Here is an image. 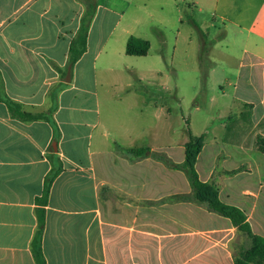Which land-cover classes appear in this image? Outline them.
Here are the masks:
<instances>
[{"label":"crops","instance_id":"0c3cea01","mask_svg":"<svg viewBox=\"0 0 264 264\" xmlns=\"http://www.w3.org/2000/svg\"><path fill=\"white\" fill-rule=\"evenodd\" d=\"M183 6L205 7L208 29L222 23L216 39L232 36L235 45L220 52L233 67L210 72V80L226 72L217 84L234 90L223 134L192 132L205 139L199 179L215 180L221 201L264 238V153L256 147L264 136V0H0V264H37V198L59 166L45 206L46 264H235L249 247L229 218L168 200L192 192L183 171L126 152L185 160L189 130L182 142L157 141L160 131L144 117V62L123 65V56L150 53L127 55L131 36L148 40V21L176 23L182 16L173 10ZM93 7L87 51L70 64L71 42ZM8 102L42 118L22 120Z\"/></svg>","mask_w":264,"mask_h":264},{"label":"rangeland","instance_id":"374dc122","mask_svg":"<svg viewBox=\"0 0 264 264\" xmlns=\"http://www.w3.org/2000/svg\"><path fill=\"white\" fill-rule=\"evenodd\" d=\"M203 4L205 6V0ZM173 11L182 16V21L171 25L148 21L144 31L151 44L149 55L142 59L123 56V65L144 62L145 81L140 89L146 101L144 117L147 128L155 124L160 131L157 141L162 144L182 142L188 130L197 135L205 132V128L209 129L210 137H219L223 134L221 117L228 107L234 106V90L227 84H217L229 76L226 72L215 75L213 80H210V72L217 67H233L234 62L226 61L220 54L227 45L235 48L233 37L229 36L227 41L216 39L223 25L217 23L215 28L208 29L207 23L210 24L213 17L205 12V7L203 12L195 7L191 11L185 6ZM152 103H156V108L149 106ZM257 132L258 129H254V133ZM242 236L247 240L244 247L249 246V239L243 233Z\"/></svg>","mask_w":264,"mask_h":264},{"label":"trees","instance_id":"16d2710c","mask_svg":"<svg viewBox=\"0 0 264 264\" xmlns=\"http://www.w3.org/2000/svg\"><path fill=\"white\" fill-rule=\"evenodd\" d=\"M94 1V0H93ZM95 12V7L91 8L87 15L83 18L81 27L73 38L69 51L70 64H74L87 51V39L90 22ZM207 38V37H206ZM207 41V40H206ZM205 41V43H207ZM150 42L135 36H131L126 45V54L129 56H145L150 50ZM206 50V49H205ZM8 105L16 117L22 120H37L42 118L41 114L25 113L20 110V107L8 102ZM248 108V107H246ZM250 114V111L249 113ZM232 119V116L231 118ZM204 136H195L189 130V140L185 144L186 154L185 160L181 164L175 163L165 153L153 152L149 148H139L127 150L126 152L132 157L140 158L152 156L153 158L163 162L166 166L173 169L183 171L192 187L190 194L176 195L169 197V201L180 202L187 201L204 206L209 211L215 212L221 216L229 218L233 225L249 239L250 245L248 248L242 249L235 257V264H264V238L255 234L247 220L246 214L236 206L225 204L219 197V185L215 180L211 182H202L199 179L196 163L197 158L204 145ZM256 147L264 153V136L259 135L256 139ZM62 168L51 170L47 180L43 195L37 198L39 208L38 213V230L33 243V253L37 264H46L42 250V234L45 227V206L53 181L61 172ZM237 171L228 172L226 174H235Z\"/></svg>","mask_w":264,"mask_h":264}]
</instances>
